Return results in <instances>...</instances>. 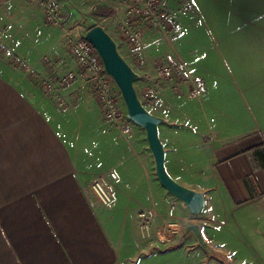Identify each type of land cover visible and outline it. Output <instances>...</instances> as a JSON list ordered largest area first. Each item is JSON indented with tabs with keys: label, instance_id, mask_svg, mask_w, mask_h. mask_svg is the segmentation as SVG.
Segmentation results:
<instances>
[{
	"label": "crops",
	"instance_id": "1",
	"mask_svg": "<svg viewBox=\"0 0 264 264\" xmlns=\"http://www.w3.org/2000/svg\"><path fill=\"white\" fill-rule=\"evenodd\" d=\"M209 3L225 10L218 18L229 34L241 26L264 36V0ZM40 8L37 0H0V264H264V97L248 99L252 124L218 119L209 96L216 76L177 50L206 95L164 92L147 107L167 120L160 130L171 174L206 194L194 216L160 183L146 133L105 119L86 80L50 98L11 63L8 55L39 67L56 43L48 35L58 29ZM99 177L113 193L109 205L91 187ZM141 211L153 215L147 232ZM194 223L225 259L187 231Z\"/></svg>",
	"mask_w": 264,
	"mask_h": 264
},
{
	"label": "rangeland",
	"instance_id": "2",
	"mask_svg": "<svg viewBox=\"0 0 264 264\" xmlns=\"http://www.w3.org/2000/svg\"><path fill=\"white\" fill-rule=\"evenodd\" d=\"M56 1L59 2L62 19L60 24H53L47 21L44 14L48 28L58 30L49 31L48 39L56 43L40 59V66L29 64L23 67L19 57L8 55L18 70L30 72L28 77L41 88L44 95L54 98L58 86L67 87L81 78L86 80L79 71L70 41L78 31L82 34L95 23H105L113 31L111 34H115L122 53L141 74L136 85L146 105L161 99L164 92L183 97L202 98L206 95V83L202 79L197 80L190 74L186 78L178 76L165 79L156 71L159 60L179 59L178 50L192 60H197L202 67L212 70L210 76H216L217 83L211 84L209 96L218 101L217 118H235L241 123L252 124L248 99L260 100L264 97V36H246L241 26L234 34H229L226 31L229 25L221 24L222 20L218 18L225 13L222 7L218 8L214 3H209V7L206 0H197V3L160 0L161 10L169 14L175 26L170 31H163L159 26L134 22L133 18L126 21L129 10L122 6V0H80L81 5L76 0ZM40 9L44 12L42 7ZM73 70L79 72L74 81L57 85L60 77ZM144 79L149 82L145 83ZM51 83L56 86L52 88L49 85ZM132 124L138 125L133 121ZM184 171L187 170L181 169V172Z\"/></svg>",
	"mask_w": 264,
	"mask_h": 264
},
{
	"label": "built area",
	"instance_id": "3",
	"mask_svg": "<svg viewBox=\"0 0 264 264\" xmlns=\"http://www.w3.org/2000/svg\"><path fill=\"white\" fill-rule=\"evenodd\" d=\"M44 9L47 21L53 24H60L61 13L56 0H37ZM122 6L126 7L128 16L126 21L131 18L134 22H144L151 26H159L164 31L172 30L174 22L169 14L161 10L160 0H122ZM3 27L0 25V51L3 50ZM72 53L78 62L79 71L86 78L87 83L97 96L104 111L105 118L113 125L124 131L131 127L132 120L128 116L126 104L122 93L114 78L105 71L103 60L92 42L87 40L80 31L70 41ZM23 67H28L29 63L20 58ZM156 71L165 79L181 76L186 78L188 75L185 65L173 58L161 59L157 62ZM79 75L73 70L60 77L57 85L71 83ZM53 88L56 84H49ZM111 175L116 178V172ZM91 187L97 195L99 201L105 205L113 202L114 197L110 188L102 177L92 181ZM153 215L148 211L140 212V228L147 232L152 226Z\"/></svg>",
	"mask_w": 264,
	"mask_h": 264
},
{
	"label": "water",
	"instance_id": "4",
	"mask_svg": "<svg viewBox=\"0 0 264 264\" xmlns=\"http://www.w3.org/2000/svg\"><path fill=\"white\" fill-rule=\"evenodd\" d=\"M82 35L93 43L99 52L104 68L116 81L129 118L146 131L149 149L152 151L156 175L160 183L176 198L182 200L195 216L205 210L206 194L180 182L167 167V148L161 136L160 126L166 118L152 112L139 94L136 82L141 74L134 68L120 49V44L109 30L102 24H96ZM188 232H194L200 245L209 253L216 254L215 248L206 239L202 227L198 223L188 226Z\"/></svg>",
	"mask_w": 264,
	"mask_h": 264
},
{
	"label": "trees",
	"instance_id": "5",
	"mask_svg": "<svg viewBox=\"0 0 264 264\" xmlns=\"http://www.w3.org/2000/svg\"><path fill=\"white\" fill-rule=\"evenodd\" d=\"M215 255L218 256V257H221V258L225 259L224 256L222 254H220L219 252H217Z\"/></svg>",
	"mask_w": 264,
	"mask_h": 264
}]
</instances>
